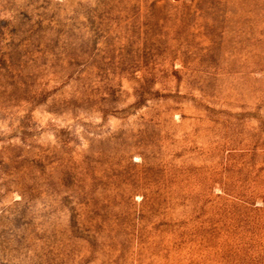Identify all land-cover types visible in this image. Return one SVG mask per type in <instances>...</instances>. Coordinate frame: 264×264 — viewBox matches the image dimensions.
Here are the masks:
<instances>
[{
  "label": "rangeland",
  "instance_id": "rangeland-1",
  "mask_svg": "<svg viewBox=\"0 0 264 264\" xmlns=\"http://www.w3.org/2000/svg\"><path fill=\"white\" fill-rule=\"evenodd\" d=\"M0 264H264V0H0Z\"/></svg>",
  "mask_w": 264,
  "mask_h": 264
}]
</instances>
